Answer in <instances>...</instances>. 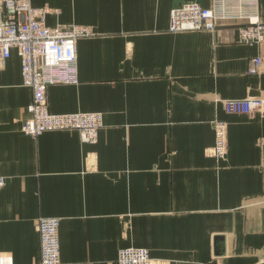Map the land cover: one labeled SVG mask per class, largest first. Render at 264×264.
Returning <instances> with one entry per match:
<instances>
[{
    "label": "crops",
    "instance_id": "obj_1",
    "mask_svg": "<svg viewBox=\"0 0 264 264\" xmlns=\"http://www.w3.org/2000/svg\"><path fill=\"white\" fill-rule=\"evenodd\" d=\"M28 1L47 26L90 29L78 83L49 86L48 110L100 112L103 126L94 143L21 133L32 93L12 50L0 66V260L39 264L36 222L56 217L63 264H116L128 246L150 264H264V44L240 42L231 23L168 31L174 7L210 0ZM246 2L264 22V0ZM247 98L262 108L225 111ZM214 121L226 124L222 158Z\"/></svg>",
    "mask_w": 264,
    "mask_h": 264
},
{
    "label": "built area",
    "instance_id": "obj_2",
    "mask_svg": "<svg viewBox=\"0 0 264 264\" xmlns=\"http://www.w3.org/2000/svg\"><path fill=\"white\" fill-rule=\"evenodd\" d=\"M253 5V2L251 6ZM246 0H210L205 7L199 2H186L171 10L168 31H211L220 23H236L240 42L264 44V22L248 14ZM44 8H33L28 0H0V66L9 59L12 50L19 59L21 85L31 90L26 106L27 116L20 125L26 136L36 137L47 132L74 131L81 143H94L102 127L100 112L50 113L46 90L51 85H76L77 41L90 35V29L81 25L47 26ZM259 57L251 58L247 68L257 73ZM257 98L227 100L225 111L250 114L261 109ZM226 124L213 122L212 156L222 158L226 152ZM4 180L0 177V189ZM59 219L42 217L36 222L39 241V264H63L60 261ZM0 264L9 261L0 260ZM116 264H150L149 251L144 247L128 246L117 252Z\"/></svg>",
    "mask_w": 264,
    "mask_h": 264
},
{
    "label": "rangeland",
    "instance_id": "obj_3",
    "mask_svg": "<svg viewBox=\"0 0 264 264\" xmlns=\"http://www.w3.org/2000/svg\"><path fill=\"white\" fill-rule=\"evenodd\" d=\"M185 3H186V2H185ZM251 4H252V2H251ZM170 13H171V12H170ZM260 21H261V20H260ZM224 23H228V22H224ZM220 24H222V23H220ZM220 24H219V25H220ZM231 24H234V25L237 27V24H236V23H231ZM219 25H218V26H219ZM218 26H217V27H218ZM217 27H216V28H217ZM216 28H215V29H216ZM102 122H103V120H102ZM102 124H103V123H102ZM102 126H103V125H102ZM101 128H102V127H101ZM101 128H100V129H101ZM59 242H60V241H59ZM60 261H61V259H60Z\"/></svg>",
    "mask_w": 264,
    "mask_h": 264
},
{
    "label": "bare ground",
    "instance_id": "obj_4",
    "mask_svg": "<svg viewBox=\"0 0 264 264\" xmlns=\"http://www.w3.org/2000/svg\"><path fill=\"white\" fill-rule=\"evenodd\" d=\"M177 7V6H176ZM175 8V7H174ZM46 13V11H45ZM60 26V25H59ZM76 57H77V53H76ZM76 66H77V62H76ZM49 111V110H48ZM50 112V111H49ZM51 113V112H50ZM72 113H75V112H72ZM77 113V112H76ZM51 133V132H50ZM40 135V134H39ZM5 262V261H4Z\"/></svg>",
    "mask_w": 264,
    "mask_h": 264
}]
</instances>
